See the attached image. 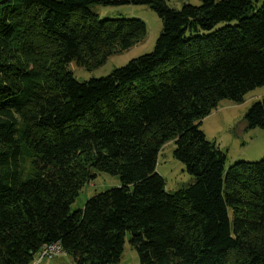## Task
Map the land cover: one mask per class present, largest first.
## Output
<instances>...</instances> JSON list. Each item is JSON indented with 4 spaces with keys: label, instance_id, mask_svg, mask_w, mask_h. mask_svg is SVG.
<instances>
[{
    "label": "trees",
    "instance_id": "obj_1",
    "mask_svg": "<svg viewBox=\"0 0 264 264\" xmlns=\"http://www.w3.org/2000/svg\"><path fill=\"white\" fill-rule=\"evenodd\" d=\"M156 12L153 49L104 76L77 80L138 43L139 18H99L110 0H0V264H29L58 241L76 264H264V157L225 168L199 128L222 99L264 84V1L197 0ZM264 129V94L243 115ZM193 182L173 192L160 148ZM96 172L120 184L70 210ZM127 238V239H126Z\"/></svg>",
    "mask_w": 264,
    "mask_h": 264
},
{
    "label": "rangeland",
    "instance_id": "obj_2",
    "mask_svg": "<svg viewBox=\"0 0 264 264\" xmlns=\"http://www.w3.org/2000/svg\"><path fill=\"white\" fill-rule=\"evenodd\" d=\"M110 3L95 4L90 9L99 18L133 17L141 19L146 25L143 38L133 46L121 52L111 54L98 66H77L74 61L67 64L77 80H87L104 76L114 68L123 66L130 59L150 52L161 31V20L154 10L144 4L133 3L132 0H110ZM169 7L180 8L183 3L197 4V0H164ZM264 0H253L260 5ZM264 94V84L244 94L242 101L237 103L222 99L210 113L204 116L199 128L205 137L213 141L225 153V168L238 161L253 162L264 157V129L246 128L243 115L249 106ZM175 145L169 140L158 153L156 171L163 178L168 192L184 188L193 182V177L184 168V164L173 157ZM119 178L105 172H96L94 179L84 184L78 196L70 205V210L81 209L91 195L107 188L118 186ZM127 239V238H126ZM29 264H32L30 262ZM41 264H76L70 255L43 258ZM117 264H139L137 252L128 244H124L123 253Z\"/></svg>",
    "mask_w": 264,
    "mask_h": 264
},
{
    "label": "built area",
    "instance_id": "obj_3",
    "mask_svg": "<svg viewBox=\"0 0 264 264\" xmlns=\"http://www.w3.org/2000/svg\"><path fill=\"white\" fill-rule=\"evenodd\" d=\"M66 251L62 247L61 244H55L54 247H45L43 246L42 249H40V253L38 257H35V264H41L43 258H52V257H58L61 255H65Z\"/></svg>",
    "mask_w": 264,
    "mask_h": 264
},
{
    "label": "bare ground",
    "instance_id": "obj_4",
    "mask_svg": "<svg viewBox=\"0 0 264 264\" xmlns=\"http://www.w3.org/2000/svg\"><path fill=\"white\" fill-rule=\"evenodd\" d=\"M55 244H60V243L58 241H55V242H52V243H47V244L41 245L40 248L33 255L32 264H35V257H38L39 256L40 249H42L43 246H45V247H54Z\"/></svg>",
    "mask_w": 264,
    "mask_h": 264
}]
</instances>
